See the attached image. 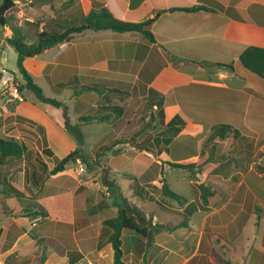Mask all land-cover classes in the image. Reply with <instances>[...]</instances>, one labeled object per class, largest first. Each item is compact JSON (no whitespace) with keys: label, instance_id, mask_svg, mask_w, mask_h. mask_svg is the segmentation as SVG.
<instances>
[{"label":"crops","instance_id":"0c3cea01","mask_svg":"<svg viewBox=\"0 0 264 264\" xmlns=\"http://www.w3.org/2000/svg\"><path fill=\"white\" fill-rule=\"evenodd\" d=\"M2 2L0 0V5ZM12 2L14 6L6 14L13 16V23L22 27L28 43L34 42L43 30L62 32L68 25L79 23L93 8L106 7L116 17L131 21L156 16L151 26L154 42H148L139 33L87 29L24 61L35 83L43 78L58 96L65 89L68 91V96L51 98L64 103L67 115H78L82 120L80 125L101 122L110 130L123 131L129 124V120H122L132 98L129 94L136 79L141 77L147 89L152 88L163 96L164 122L174 116L184 122L173 137L170 161L163 151L168 145L161 135L166 126L158 125L157 131L142 141L147 147L152 146L158 155L137 143L140 153L131 157L130 172H123L140 184L151 186L144 187L142 203L127 199L143 209L147 217L151 216L153 224L163 226L148 248L144 237L132 230H123L124 264H264V78L240 61V54L247 46L264 48V0ZM195 5L205 6V9H178ZM87 31L94 33L87 34ZM11 33L10 25H3L0 57L6 47H10L4 39ZM109 64L114 65L111 68ZM0 67L12 72L16 82L23 83L16 66L10 69L0 62ZM134 68L137 70L133 71ZM103 78L121 82L115 85L123 93L121 99L117 98L119 106L102 103L109 91L108 85L104 89ZM126 83L131 84L130 88ZM85 86L90 87L85 89ZM26 91L29 90L21 91L24 101L13 102L0 90V136L19 140L18 122L24 121L44 127L47 145L40 140L41 149L27 161L29 148L19 140L25 155L9 157L0 165V264H38L41 259L43 264H112V245L101 235V221L107 217L99 219L95 226L90 220V215L96 216L102 209L93 214L88 209L84 212L89 220H80L81 215L73 214L74 204L71 213L69 204L65 205L63 200L60 205H53L52 199L60 197L59 192L65 188L63 181L62 184L57 182L64 178L65 171L50 174L54 166H49L50 158L54 161L66 153H61V157L56 155L42 114L35 113L38 120L23 113L21 105ZM51 107L55 112L50 120L68 133L65 121L57 112L62 107ZM117 107L121 111L114 117H96L97 112ZM155 110L154 105V115ZM88 116L91 119L84 121ZM229 125L233 129H229ZM178 127L176 124L175 128ZM44 147L53 154L43 151ZM185 150L192 151L193 155L184 158ZM21 161L20 181H15L10 178V167L21 165ZM169 162L190 167H175ZM173 168L188 171L187 178L183 179L187 180L189 193H180L184 199L178 205L168 203L169 197L160 191L163 182L172 189L171 180L176 179H169L168 173ZM111 170L109 167L108 171ZM4 180L25 189V196L5 194L1 183ZM200 185L209 191L205 204ZM80 187H84L83 184L75 190H67L74 193ZM31 191L37 195L32 210L21 203L22 199L30 198ZM77 194L75 207L83 211L80 202L87 199L86 189ZM65 203L68 200L65 199ZM153 205H157L158 210ZM258 207L263 215L256 213ZM23 209H28L29 214ZM113 209L110 217L116 214V207ZM41 211L43 213L36 214ZM173 214L184 216L186 224L172 223ZM59 222L69 224L70 229L59 226ZM63 237L71 238L81 257L75 259L67 252ZM236 246L239 250L241 247V253L236 252Z\"/></svg>","mask_w":264,"mask_h":264},{"label":"rangeland","instance_id":"374dc122","mask_svg":"<svg viewBox=\"0 0 264 264\" xmlns=\"http://www.w3.org/2000/svg\"><path fill=\"white\" fill-rule=\"evenodd\" d=\"M87 32V34L94 33V31ZM0 62L7 65L10 69H14L16 66L15 51L11 47H6V51L0 57ZM135 70L137 69L134 68L133 71ZM141 79H136L134 87L131 89V92L129 94L132 96V98L129 101V105L126 107V113L124 115V118L122 119L123 122H125V120H129V124L126 125L124 127V130L121 132H115L113 130H110L109 127H106V123L101 122H92L88 124L83 123V125H80V122H82V120L79 118V116L74 113H68L67 115L66 109L62 107L57 111L60 115L59 118L63 121H68L73 128L69 129L68 133H65L60 128H58V126H56L49 118L51 114L55 112L53 111V107L35 100L34 95L30 91H26L24 95L25 102L21 105L23 113L28 117H34L38 120H40V118L35 115L36 112L42 114L45 117L47 135L53 145L56 155L58 157H61V153L69 154L72 151L77 150V153L75 154V159L80 158L83 163L85 161L89 164L88 167L84 164L86 170L82 174H78L76 171L75 159H72L65 166V172L63 174L64 178L61 180H57L59 184H62L63 181V186L65 188L62 192H59L60 197L58 196L57 198L54 197L52 199L53 205L58 206L60 205L61 200H63V203L65 205L69 204V213H71V209L73 208L72 205L74 204L73 214L75 215V217H79L81 215L80 220H89L85 216V212H87L88 209L90 211V209L94 208V206H96L97 204L99 205L100 202H107L108 206L104 207L100 213L97 212L98 214L96 216L90 215V220L94 222L93 226H95V222H97L99 219L105 217L108 218L112 215V213L114 214L113 208H115V206L111 204L112 195L109 192L106 193L103 190L102 186L99 187L100 185H104V176L108 177L111 181L118 184V186L121 188V192L125 197L134 199L135 201L140 203H142V200L145 199L144 194H142V196L131 197L132 191L129 189V184L132 179L127 176V173H123L124 170L130 172L129 169L131 167V157L140 153V148L136 147V144H143L142 141L144 137L152 136L153 133L157 131L155 122L152 120V118H150L151 111L147 105L148 89L145 84L143 85ZM17 82L20 83L19 81ZM36 83L42 87L46 96L57 98L68 96V91L66 89L64 90V93H62V95H56L54 92L51 91L48 84L44 81L43 78L37 79ZM121 94L123 93L107 91V97H105L106 100H102V103L104 105H111V103H119V100H117V98L121 99ZM95 103L99 102L95 100ZM34 109H36V111ZM151 110H153V108ZM108 112H110L111 116L119 113L112 110H102L101 112L97 113L104 114ZM97 113H90L89 115ZM68 118H70V121ZM18 128L19 129L17 134L20 136L19 140L27 144V148H29L26 154V159H28L27 161H29V159H32L33 156L41 149V139L39 136V131L35 127V125L24 121L18 122ZM79 132L82 134V137L80 136V134H78ZM173 148H170V150L166 153V159L168 161H170L169 159H171V151L173 150ZM50 162L51 163L49 164V166L52 167L57 162V159L53 161V159L50 158ZM22 166L23 165L21 161V165L17 163V165L15 164L14 167H10L9 173L11 179L15 181H20L19 174L21 177V172L23 170ZM35 167L40 169L39 164H36ZM109 167H112L111 171H108ZM30 169L31 167L27 168V171H29ZM170 170L168 173L169 179H176L173 181L171 180L172 189L175 192L177 191L179 194H188L189 189L187 187V184H185L187 180L183 179V177L187 178L186 174H188V171H183L180 168H173ZM178 178L179 180H177ZM96 181L99 182V186L94 184V182ZM81 184H83L84 188L86 189L87 196V199L84 200V203L80 202V204H82L83 211H81L78 206L75 207V203L77 201V198L79 197L77 192L82 190L78 189V191L74 193L73 191L67 190H75ZM141 186L143 187V190L145 186L151 187L149 184H141ZM42 193H44V191ZM33 194H35L34 191H31L28 195L30 198L22 199V201L20 200L22 205H29V208H31V210L32 207H34V203L36 202L37 198V195ZM154 194L157 193L154 191ZM65 199L68 200V203H65ZM167 201L168 203L170 202L174 205H178L179 203L175 199L167 198ZM153 207L155 208V210H158L157 205H153ZM23 210L26 214H29L28 212H26L28 209ZM256 213L259 215H263V212L260 210L259 207L257 208ZM170 220L172 223H181L184 222L185 218L184 216L173 214ZM1 223L2 221L0 220V224ZM55 247H58V243L55 244ZM237 251L238 254L241 253V247L239 250L238 246H236V252Z\"/></svg>","mask_w":264,"mask_h":264},{"label":"trees","instance_id":"16d2710c","mask_svg":"<svg viewBox=\"0 0 264 264\" xmlns=\"http://www.w3.org/2000/svg\"><path fill=\"white\" fill-rule=\"evenodd\" d=\"M14 6L12 0H3L0 5V21L3 25H10L11 35L5 37L4 41L8 44L16 53V67L18 72L20 73L23 83H19V89L22 91L23 89H27L31 91L34 96L42 103L54 106V107H64L66 106L62 101H59L55 98L48 97L44 94L42 88L34 82L32 75L26 70L24 66V61L28 57H33L42 53L45 49L63 42L65 40H70L74 34L81 33L84 30L92 29V30H110L116 33H139L143 38H145L148 42H154L155 37L151 30V26L156 19V16L144 19L142 21H131L116 17L108 8H93L87 14H85L79 23L68 25L62 32H46L41 31L37 34L36 40L32 43H28L25 40V35L20 27L17 24L13 23V16L7 15L6 12L9 11ZM180 10L185 11H194L199 9H205V6L195 5L191 7H183L178 8ZM240 61L242 64L254 72L255 74L264 78V48L249 45L247 48L240 54ZM114 64H109L112 68ZM136 71V70H135ZM106 85H104V89L108 85L107 89L111 92H121L118 90L115 85L121 83L120 81L103 78L101 80ZM128 88H130L131 84L126 83ZM90 86H85V89H88ZM84 88L82 90H85ZM164 98L157 91L149 88L147 90V105L150 108V118L155 122L156 127L158 125H165L166 129L162 131L161 135H163L164 143L168 147L164 148V152H168L170 148H173L174 140L173 137L179 131L180 126L184 124V122L180 119L179 116H174L167 123L164 122V111H163ZM156 106L155 115L151 110L153 106ZM116 112H120L121 109H113ZM112 110V111H113ZM110 116V112L104 114H98L96 117L106 118ZM91 119V116L84 118V121L87 119ZM179 124L178 128H175V125ZM77 126V125H76ZM36 128L39 131L41 136V140L43 144L47 145L46 133L44 127L41 125H37ZM65 128L67 130L71 129L72 126L68 121H65ZM73 129V128H72ZM229 129H233L229 125ZM80 136L82 134L79 132ZM156 139V138H155ZM142 148L151 152L154 155H158L154 148L147 147L146 144H141ZM43 151L52 155L53 152L51 149L44 147ZM77 150L72 151L69 154H66L64 157L57 159V162L50 169V174H57L59 172L64 171L65 166L73 159H75V154ZM173 151H171V154ZM27 154V152H26ZM25 155V148L23 144L14 137H1L0 136V165H3L9 157L19 158ZM192 151L185 150V157H190ZM84 164L88 167L89 164L84 161ZM171 166L175 167H190L189 164H180L176 162H169ZM131 182L129 184V189L132 191L131 197L142 196L143 187L138 182V180L134 177H131ZM3 185V192L7 195H12L15 197H23L26 194L25 189H21L16 184L4 180L1 182ZM103 184L106 185L108 192L112 195L111 204L116 207V214L113 217L105 218L101 221V235L107 241H109L113 248V262L112 264H124L123 262V252L121 248V235L123 230H132L138 236L144 237L146 239V248L152 246L154 242V237L157 233H159L163 226L161 224L152 223L151 216H146V213L143 209H141L136 204L132 203L125 197L119 186L108 180L105 176L103 177ZM201 190V199L205 204L207 202V198L209 195V191L206 190L204 186H199ZM80 190H84V187H80ZM160 191L171 199L177 200L179 203L182 202L183 196L178 194L169 188V186L163 182L160 188ZM108 206L107 202H100L98 207H94L90 210V213L93 214L94 211L98 209H103ZM37 213H43L36 212ZM182 224H186V222H182ZM59 226L69 228V224H65L59 222ZM63 241H65V246L67 247V252L74 256L75 259L81 257V254L76 249L75 244L71 241L70 237H63ZM38 264H43V259Z\"/></svg>","mask_w":264,"mask_h":264},{"label":"built area","instance_id":"2783aa9c","mask_svg":"<svg viewBox=\"0 0 264 264\" xmlns=\"http://www.w3.org/2000/svg\"><path fill=\"white\" fill-rule=\"evenodd\" d=\"M26 1L30 2L31 0H26ZM15 3L20 4L21 0H16ZM0 74H1L0 75V90L8 96L10 101H13V102L24 101V97L21 94L18 83L16 82L15 77L12 74V72H10L4 67H0ZM75 163H76L77 173L78 174L84 173L86 168L82 160L80 158H76ZM94 184L98 186L100 185L99 182L97 181L94 182ZM101 186L103 187V190L106 193H108V189L106 185H100L99 187Z\"/></svg>","mask_w":264,"mask_h":264},{"label":"water","instance_id":"95a60500","mask_svg":"<svg viewBox=\"0 0 264 264\" xmlns=\"http://www.w3.org/2000/svg\"><path fill=\"white\" fill-rule=\"evenodd\" d=\"M2 27H3V23H1V21H0V30L2 29Z\"/></svg>","mask_w":264,"mask_h":264}]
</instances>
